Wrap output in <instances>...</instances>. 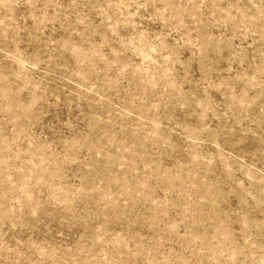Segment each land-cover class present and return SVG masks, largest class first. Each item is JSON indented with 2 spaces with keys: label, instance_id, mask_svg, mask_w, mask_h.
<instances>
[{
  "label": "rangeland",
  "instance_id": "obj_1",
  "mask_svg": "<svg viewBox=\"0 0 264 264\" xmlns=\"http://www.w3.org/2000/svg\"><path fill=\"white\" fill-rule=\"evenodd\" d=\"M0 264H264V0H0Z\"/></svg>",
  "mask_w": 264,
  "mask_h": 264
}]
</instances>
